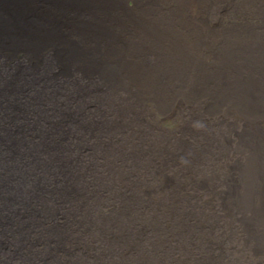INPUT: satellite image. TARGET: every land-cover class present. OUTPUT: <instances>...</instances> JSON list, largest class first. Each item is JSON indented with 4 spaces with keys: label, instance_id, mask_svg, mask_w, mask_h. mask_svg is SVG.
Returning a JSON list of instances; mask_svg holds the SVG:
<instances>
[{
    "label": "bare ground",
    "instance_id": "obj_1",
    "mask_svg": "<svg viewBox=\"0 0 264 264\" xmlns=\"http://www.w3.org/2000/svg\"><path fill=\"white\" fill-rule=\"evenodd\" d=\"M159 1L0 0V264H264V0Z\"/></svg>",
    "mask_w": 264,
    "mask_h": 264
},
{
    "label": "rangeland",
    "instance_id": "obj_2",
    "mask_svg": "<svg viewBox=\"0 0 264 264\" xmlns=\"http://www.w3.org/2000/svg\"><path fill=\"white\" fill-rule=\"evenodd\" d=\"M189 4L188 10L187 11V15L190 19V23L195 26L198 27V30H202L206 33V31L208 30L207 27H217L219 30L223 29V30H227V29H232L231 26H234V24H238L237 26L241 25L243 26H247V23L249 24L250 27L252 26H256L257 20L256 19H248V21H245L241 18L239 19H235L232 18L229 19L227 18L226 14L225 15H221L219 16L217 19H214L211 17V15L209 14L206 18V23H200L197 19L201 16V13H199L198 10V4L195 3L194 0H186ZM209 2H215V0H207ZM129 4L131 5L132 2L129 1ZM222 4H224L222 2ZM220 11L222 13H224L226 10H222L221 6H218ZM152 9H159V15L158 16H162V19H165L164 17L169 18V16L171 14H175V12H177V9H179L178 7V1H174V0H161L159 2H155L152 6ZM227 10L229 9L228 7L226 8ZM230 23H232V25H230ZM177 29V28H176ZM181 30H179L180 32ZM175 31H171L169 33V37H175ZM180 41V40H178ZM178 44H181L178 43ZM147 114H148V122L151 124V126L155 129L158 130L160 132V129H162V127L169 131L170 133H174L177 131V128L179 127V125L181 124V118L179 114L173 113L174 115L171 116H165L164 114H161L154 106H151V104L149 105L148 109H147ZM194 142V141H193ZM192 143V142H191ZM193 148H196V146L194 145ZM180 165L178 167V172H180L181 170L186 171L185 169V164L187 163V159L182 158L180 159ZM88 162V161H87ZM82 168H85L84 165H81ZM89 169L91 170V167L89 165ZM87 173L89 174L90 171L87 170ZM189 185H191L192 182H194V179L191 177L188 181ZM142 217H145L142 214H139ZM146 218V217H145ZM146 235H148V232L146 231ZM234 236V237H233ZM235 238V235L230 236L229 239H226L225 241L230 240V242H232ZM236 243L238 246H240L241 241L236 239ZM78 253H74L72 254L73 256H76ZM223 255L225 256V254L223 253Z\"/></svg>",
    "mask_w": 264,
    "mask_h": 264
}]
</instances>
